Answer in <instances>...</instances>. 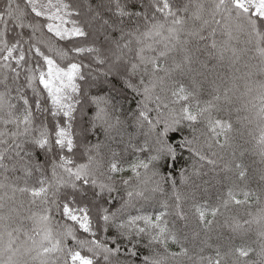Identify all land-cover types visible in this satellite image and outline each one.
Returning a JSON list of instances; mask_svg holds the SVG:
<instances>
[{"label":"trees","instance_id":"16d2710c","mask_svg":"<svg viewBox=\"0 0 264 264\" xmlns=\"http://www.w3.org/2000/svg\"><path fill=\"white\" fill-rule=\"evenodd\" d=\"M58 1L78 36L0 0V264H264V18Z\"/></svg>","mask_w":264,"mask_h":264},{"label":"rangeland","instance_id":"374dc122","mask_svg":"<svg viewBox=\"0 0 264 264\" xmlns=\"http://www.w3.org/2000/svg\"><path fill=\"white\" fill-rule=\"evenodd\" d=\"M28 1L33 5L35 11L49 20L47 26L49 31L54 33V35L63 39L79 35L80 32H76L78 29L74 26L73 20L64 14V11H61L60 8H62V6L59 4L58 0ZM239 4L254 8L255 12L264 18V0H240ZM47 64L49 70L47 71L46 76H43L42 83L48 91L52 93V97L55 101L56 98L61 100L63 99V96L65 98L69 97L71 95L72 86L76 81L72 70L63 71L57 66H54L53 62L50 60H47Z\"/></svg>","mask_w":264,"mask_h":264}]
</instances>
